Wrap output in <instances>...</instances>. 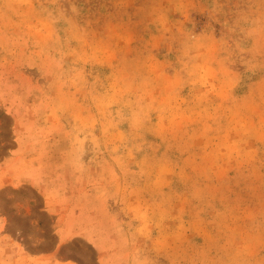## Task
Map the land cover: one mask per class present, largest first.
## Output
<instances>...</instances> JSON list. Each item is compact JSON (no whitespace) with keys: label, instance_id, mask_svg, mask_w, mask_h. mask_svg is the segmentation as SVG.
<instances>
[{"label":"rangeland","instance_id":"rangeland-1","mask_svg":"<svg viewBox=\"0 0 264 264\" xmlns=\"http://www.w3.org/2000/svg\"><path fill=\"white\" fill-rule=\"evenodd\" d=\"M0 264H264V0H0Z\"/></svg>","mask_w":264,"mask_h":264}]
</instances>
